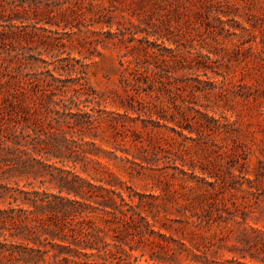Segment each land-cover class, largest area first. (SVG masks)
<instances>
[{
  "label": "rangeland",
  "instance_id": "1",
  "mask_svg": "<svg viewBox=\"0 0 264 264\" xmlns=\"http://www.w3.org/2000/svg\"><path fill=\"white\" fill-rule=\"evenodd\" d=\"M81 5L82 16L77 19L88 26L71 37H55L65 43L64 49L58 45L62 57H85L82 62L87 65L82 70L101 99L96 109L116 120L114 129L101 125L103 140L95 143L113 152L117 160L107 155L92 159L109 164L141 197L144 209L151 207L158 213L161 224L181 228L178 235L165 227L160 230L166 237L183 238L196 255L185 254L180 264H259L249 262L247 237L250 229H264V0H84ZM108 17H112L111 32L128 26V21L142 28L147 23L166 48L175 50L176 59H167V64L141 50L132 51L141 60V70L148 68L147 74L138 76V94L135 86L121 83L123 46L115 38L104 46L96 44L108 30L96 22ZM154 38L150 36L149 42ZM22 45L28 60L24 72H40V63L34 60L46 48L38 43ZM133 45L141 47L137 41ZM149 49L158 54L160 47L151 44ZM179 56L199 68L182 71ZM9 65L7 70L0 69V91L16 88L14 84L4 87L9 80L5 75L15 66L14 62ZM167 74L169 80L164 77ZM129 94L152 112L151 121L145 124L141 119L148 120L147 116L139 118L131 111L124 116L121 106ZM132 155L143 166L135 168L139 172L135 178L119 171L120 166H128L124 158L132 159ZM88 167L90 176L95 175L96 165L91 162ZM48 186L45 183L43 188ZM88 219L107 233L110 242L115 238L125 249L136 243L139 248L133 255H142L139 264H147L157 249L147 241L136 242L137 237L127 235L126 226L107 223L100 214ZM153 240L165 244L157 236Z\"/></svg>",
  "mask_w": 264,
  "mask_h": 264
},
{
  "label": "trees",
  "instance_id": "2",
  "mask_svg": "<svg viewBox=\"0 0 264 264\" xmlns=\"http://www.w3.org/2000/svg\"><path fill=\"white\" fill-rule=\"evenodd\" d=\"M82 1L0 0V69L7 70L14 62L15 66L9 68L12 72L5 75L9 80L4 87L16 85L0 91V264H139L142 255H133L139 246L135 243L125 249L115 238L110 242L107 233L88 219L91 214H100L107 223L126 226L127 235L137 237L138 243L153 244L157 249L149 255L147 264H180L187 258L185 254L196 255L189 251L183 238L166 237L160 230L165 227L178 235L181 228L161 224L158 213L152 212L151 207L146 211L141 197L110 170L109 164L92 159L107 155L109 160H117L113 152L95 143L103 140L101 125L114 129L116 120L101 116L96 109L101 99L82 70L87 65L82 62L85 57L75 59L69 54L62 57L58 45L64 49L65 43L55 37H71L88 26L77 19L82 16ZM88 4L92 6L91 2ZM111 18L97 20L96 24L105 25L108 30L102 33L104 40L96 44L115 38L123 46L121 83L135 86L138 94L141 89L138 76L147 74L148 68L141 70V60L132 51L141 50L144 55L167 64L168 60L176 59L175 50L166 48L162 38L149 31L147 23L142 28L128 21V26L111 32ZM38 31L42 35L36 34ZM139 34L142 36L136 39ZM125 35L127 40L123 39ZM150 36L156 37L152 43L148 40ZM158 40L162 43L157 44ZM135 41L141 44L140 48L133 45ZM22 42L46 48L34 60L40 63V72H24L28 60ZM151 44L160 47L158 54H151ZM129 55L130 60L123 61ZM179 58L186 62L178 59L182 71L199 68V65L194 68L183 56ZM164 77L170 79L169 74ZM195 80L200 83L198 77ZM126 99L121 106L124 116L131 111L139 118L147 116L148 120L141 119L143 123L151 121L152 112L141 101L131 94ZM134 157L124 158L128 166H120L119 170L129 178L139 176L136 167L143 168ZM91 162L97 167L92 170L93 176L88 167ZM45 183L50 188H43ZM154 236L165 244L154 241ZM247 247L249 262L264 264V229H250Z\"/></svg>",
  "mask_w": 264,
  "mask_h": 264
}]
</instances>
